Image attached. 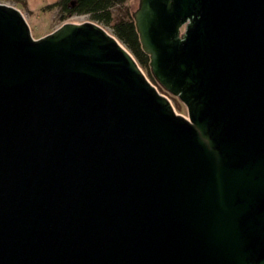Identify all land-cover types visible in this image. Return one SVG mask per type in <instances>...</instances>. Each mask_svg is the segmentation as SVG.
Segmentation results:
<instances>
[{"label":"water","instance_id":"95a60500","mask_svg":"<svg viewBox=\"0 0 264 264\" xmlns=\"http://www.w3.org/2000/svg\"><path fill=\"white\" fill-rule=\"evenodd\" d=\"M133 17L188 118L101 24L0 3V264H264V0Z\"/></svg>","mask_w":264,"mask_h":264},{"label":"rangeland","instance_id":"374dc122","mask_svg":"<svg viewBox=\"0 0 264 264\" xmlns=\"http://www.w3.org/2000/svg\"><path fill=\"white\" fill-rule=\"evenodd\" d=\"M58 1L59 0H0V3L13 6L23 13L35 39L44 37L45 35L53 32L65 22H95L88 15H77L68 20L62 19L60 17V12L56 6L58 4ZM139 3L140 0H126L124 3L113 7V22L120 19H130L131 15L133 16V12H135L139 8ZM113 24L114 23H111L110 25H101L105 27L109 33L115 36ZM143 72L145 73L149 81L157 87L159 92L170 99L176 112L188 118V109L186 105L181 102L179 98L174 97L170 93L165 91L161 86L154 84V82L149 78L147 72L145 70H143Z\"/></svg>","mask_w":264,"mask_h":264},{"label":"trees","instance_id":"16d2710c","mask_svg":"<svg viewBox=\"0 0 264 264\" xmlns=\"http://www.w3.org/2000/svg\"><path fill=\"white\" fill-rule=\"evenodd\" d=\"M126 0H79L78 13L88 14L98 24H113L114 34L119 41L135 57L143 70L147 72L154 84L160 86L152 75L150 68V56L143 50L140 35L136 23L131 15L130 19H120L113 22L112 8L124 3ZM62 19H66L63 17Z\"/></svg>","mask_w":264,"mask_h":264},{"label":"flooded vegetation","instance_id":"af4514ba","mask_svg":"<svg viewBox=\"0 0 264 264\" xmlns=\"http://www.w3.org/2000/svg\"><path fill=\"white\" fill-rule=\"evenodd\" d=\"M78 4H79V0H59L56 6L60 12V17L61 18L66 17V19L64 20H68L77 15H88V14L78 13V7H79Z\"/></svg>","mask_w":264,"mask_h":264}]
</instances>
